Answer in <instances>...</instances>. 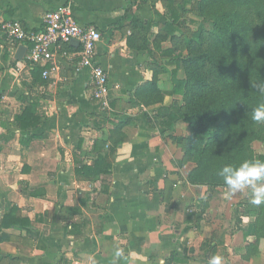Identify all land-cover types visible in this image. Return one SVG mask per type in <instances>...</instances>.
<instances>
[{"label":"crops","instance_id":"1","mask_svg":"<svg viewBox=\"0 0 264 264\" xmlns=\"http://www.w3.org/2000/svg\"><path fill=\"white\" fill-rule=\"evenodd\" d=\"M62 6L102 35L96 55L109 76L107 109L93 98L80 46L60 44L50 77L35 83L30 46L3 34L12 21L43 31L45 14ZM169 20L166 0H0V264H112L117 249V264H208L217 254L223 264H264V238L257 241L251 218L225 223L233 217L227 196L188 182L194 165L182 124L168 131L153 121L181 99L159 102L154 93L171 81L156 74L152 56L169 48L159 43ZM33 100L42 124L21 131L16 118ZM102 154L112 165L109 193L103 179L76 172ZM13 206L29 224L3 227Z\"/></svg>","mask_w":264,"mask_h":264},{"label":"trees","instance_id":"2","mask_svg":"<svg viewBox=\"0 0 264 264\" xmlns=\"http://www.w3.org/2000/svg\"><path fill=\"white\" fill-rule=\"evenodd\" d=\"M180 1L182 4L179 5L177 0H166V12L170 20L162 27L159 38L171 41L177 39L181 12L187 5L197 4L202 23L190 41H186L187 56L177 53L173 47L164 50L159 47V55L152 54L155 57L153 68L156 74H169L171 80L169 89L158 90L154 86L159 102L163 101L164 96L181 98L168 107H160L153 121L168 131H173L179 122L190 127L192 133L182 139L185 157L195 165L189 172L188 182L197 187L208 186V191L212 192L219 186H225L218 175L223 166H237L244 160H250L254 154L253 143L258 140L264 142L263 129L262 134L255 129L262 137L256 136L249 127L242 128L236 138L230 134L231 109L238 111V108L235 107L234 99L225 100L226 93L236 89L238 82L239 85L241 82L249 83L253 72L251 65L256 63L262 68L258 72L260 78L264 73V0ZM139 24L141 29L146 30L143 23ZM205 25L210 28L207 30ZM224 51L226 57L222 56ZM182 68L185 70L184 78L179 76ZM45 69L33 66L35 83H46L42 76ZM231 83L236 85L227 88ZM144 88H148V85ZM240 97L249 103L248 110L254 109L264 100V95L256 90L253 93L245 92V96ZM37 107L38 104L33 100L16 118L21 131H31L42 124V118L36 112ZM34 138L36 136H31L22 144L28 145ZM93 151L97 152L98 148L94 147ZM258 160L264 161V155H260ZM76 172L85 178L103 179L104 191L109 193L112 165L107 162L106 155H98L92 165L81 164ZM240 208L242 212L238 211ZM17 212V207L13 206L3 219V227L29 224L26 218L18 219ZM235 214L253 215L257 241L262 238L258 223L264 216V203L239 204ZM188 221L187 216L185 222Z\"/></svg>","mask_w":264,"mask_h":264},{"label":"built area","instance_id":"3","mask_svg":"<svg viewBox=\"0 0 264 264\" xmlns=\"http://www.w3.org/2000/svg\"><path fill=\"white\" fill-rule=\"evenodd\" d=\"M3 34L12 42L29 45L28 61L45 68L53 64L54 52L60 44L79 42L80 66L89 71L93 98L102 108H109V76L97 61V45L102 41L101 33L94 27H82L66 6L48 11L44 17V30L25 29L19 21L3 24ZM54 68L45 69L43 78L48 79Z\"/></svg>","mask_w":264,"mask_h":264},{"label":"rangeland","instance_id":"4","mask_svg":"<svg viewBox=\"0 0 264 264\" xmlns=\"http://www.w3.org/2000/svg\"><path fill=\"white\" fill-rule=\"evenodd\" d=\"M177 3L180 5V4H182V1L177 0ZM201 23H202V20H201V17L199 16L197 4L187 5L185 7V9L181 12L180 32H178L176 34L177 39H175L173 41H171V39H168V38L165 40H162V37H161L159 43L160 44L162 43L163 46L173 47L176 49L177 53H181L184 56H187L188 51L186 49V41H190L193 33H195L198 30V28H199L198 26ZM204 27L207 30L210 28L209 25H205ZM225 54H226V51H224V53H222V56H225ZM228 60H232L233 62H235L233 59H230V58ZM262 60H264V58ZM251 66H252L253 72L250 76L251 78H250L249 83L247 84V83L241 82L239 85V82H238L236 89L231 90L232 92L230 91V92L226 93V97H225V100L234 99L233 102L235 103V107L238 108V111L231 109L232 119L230 120V123L228 126V128L230 130V134H233L234 138H236V136L240 133L242 128L249 127L251 129H253L252 132H254L256 134V136H259V137H262V136L260 134H258L256 132V130L261 132V134L263 133L261 130L262 129L264 130V123H256L251 119V113H252L253 109L248 110L247 106L249 103H247V101H245V99L240 97V96L244 97L245 92L248 93V91H250V93H253L254 90H256L255 87H253V86L257 82H264V73H263L261 78L259 77V74H258V72L260 70H262V68L259 66V64L255 63L254 65H251ZM169 68H171V67H169ZM179 76L181 78L185 77L184 68L181 69ZM235 85H236V83L228 84L227 88H232ZM170 86H171V84L167 85V87H169V88H170ZM180 100L181 99H179V101ZM263 102H264V100H263ZM172 103H173V101H172ZM172 103H170V105H172ZM235 112H236V114H234ZM179 123L182 124L181 125L182 127L179 130V135L182 136L184 139L188 138L190 136V134L192 133V130L190 129V127L187 124H185L183 122H179ZM252 147H253L254 154H253V158H251V159H257L258 160V157L260 155H264V142L258 140V141L253 143ZM238 165H239V163H238ZM194 167H195V165H194ZM199 187L200 188L204 187L207 190L209 188L208 186H199ZM215 191H217V192L222 191L223 195L227 196V198L230 200V202L233 205V207H230V209H229L230 214H232V216H233L232 219L226 220L224 218V222L229 223V224H241L242 223V218H241L242 216L238 215V214L236 215L235 210L239 204L244 205L246 203H250L251 195L248 193L247 189H245L242 192H237L235 194H231L230 196H229L228 189L226 188V186H219L216 190H214L212 192H215ZM232 199H234V203H233ZM226 202H229V201H226ZM238 211L242 212V208H240ZM246 217H249V219L251 218V224H255V218L253 215L246 216ZM246 221H247V218L244 219V222H246ZM258 224H259V234L261 233V236L263 239L264 238V216L262 217V219L259 221ZM254 246H255V244H254ZM198 256H200V253ZM192 264H197V260H194L192 262Z\"/></svg>","mask_w":264,"mask_h":264},{"label":"clouds","instance_id":"5","mask_svg":"<svg viewBox=\"0 0 264 264\" xmlns=\"http://www.w3.org/2000/svg\"><path fill=\"white\" fill-rule=\"evenodd\" d=\"M253 87L264 94V82H257ZM251 119L256 123H264V102L252 110ZM218 175L223 179L229 196L250 189V203L253 205L264 203V161L250 159L242 161L238 166L228 164L219 170ZM122 256V250H115L112 264H117V260ZM208 264H223V257L219 254L214 255L209 258Z\"/></svg>","mask_w":264,"mask_h":264},{"label":"water","instance_id":"6","mask_svg":"<svg viewBox=\"0 0 264 264\" xmlns=\"http://www.w3.org/2000/svg\"><path fill=\"white\" fill-rule=\"evenodd\" d=\"M70 44L73 45V46H79V42H78V41H75V40L71 41ZM26 49H27V48H26L25 46L22 45V46L19 48V51L17 52V55H16L15 58H16L17 60H19V61L23 60V57H24L25 52H26Z\"/></svg>","mask_w":264,"mask_h":264}]
</instances>
